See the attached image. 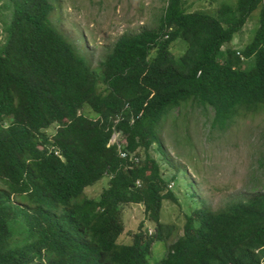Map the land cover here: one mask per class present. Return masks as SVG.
I'll return each instance as SVG.
<instances>
[{"label": "trees", "instance_id": "16d2710c", "mask_svg": "<svg viewBox=\"0 0 264 264\" xmlns=\"http://www.w3.org/2000/svg\"><path fill=\"white\" fill-rule=\"evenodd\" d=\"M58 3L0 0V264H264V193L196 207L174 236L161 213L178 197L150 153L155 143L164 153L161 122L189 101L210 107L220 130L264 108V0L226 1L214 12L168 0L157 27L121 35L97 67L55 26ZM256 10L244 56L223 49ZM245 58L252 68L240 66ZM114 133L121 147L110 143ZM104 177L99 196L87 195ZM131 203L154 227L142 221L123 243ZM158 240L167 251L151 263Z\"/></svg>", "mask_w": 264, "mask_h": 264}, {"label": "rangeland", "instance_id": "374dc122", "mask_svg": "<svg viewBox=\"0 0 264 264\" xmlns=\"http://www.w3.org/2000/svg\"><path fill=\"white\" fill-rule=\"evenodd\" d=\"M226 1L236 2L188 0L187 8L214 12ZM167 5L168 0H59L52 21L84 48L93 66L97 67L121 35L157 27ZM6 10L2 8L0 12ZM259 22V10H256L223 49L229 45L234 51H240L238 56L242 58L243 49L254 37ZM185 47L184 42L177 41L172 51L181 55ZM222 57L228 58V53ZM240 66L252 68L254 58H245ZM213 115L210 107H200L193 101L182 104L161 122L159 135L164 153L157 143L150 148L152 157L160 162L168 189L178 197L177 203L165 200L161 213L164 223L176 226L174 236L183 233L185 215L196 207L207 203L218 209L231 201L264 193V108L256 113L236 115L223 130L213 128ZM56 128L53 125L48 132L53 133ZM121 139L120 134L114 133L111 144L122 142ZM182 165L189 171L188 178L195 179L198 186L186 185L188 178L183 174ZM106 183L108 178L104 177L87 188L86 194L99 196ZM122 215L126 229L120 242L131 243L133 234L141 230L142 221L146 227H154L140 203L125 204ZM167 247L166 241H156L150 262L160 260Z\"/></svg>", "mask_w": 264, "mask_h": 264}, {"label": "built area", "instance_id": "2783aa9c", "mask_svg": "<svg viewBox=\"0 0 264 264\" xmlns=\"http://www.w3.org/2000/svg\"><path fill=\"white\" fill-rule=\"evenodd\" d=\"M112 141H110V143H111ZM117 143H119V147H121V143H120V141L119 142H117ZM122 156H125V153H122ZM151 232H152V230H151Z\"/></svg>", "mask_w": 264, "mask_h": 264}]
</instances>
